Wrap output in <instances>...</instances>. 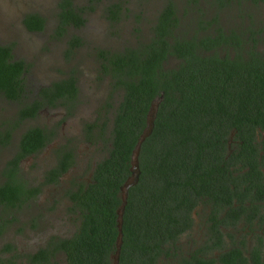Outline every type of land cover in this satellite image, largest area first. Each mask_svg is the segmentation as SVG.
<instances>
[{
    "label": "trees",
    "instance_id": "1",
    "mask_svg": "<svg viewBox=\"0 0 264 264\" xmlns=\"http://www.w3.org/2000/svg\"><path fill=\"white\" fill-rule=\"evenodd\" d=\"M211 1L223 7L241 0ZM59 8V32L68 25L79 28L84 24L72 0H61ZM107 12L115 22L119 4H111ZM23 24L29 31H40L44 20L28 14ZM178 25L175 8L169 2L159 13L148 43L139 42L117 52H98L102 72L122 90L111 124L110 146L96 162L86 187L69 191L70 200L80 211L76 231L52 242L50 249H40L34 262L40 264L48 259L49 251L61 250L65 264H111L120 187L131 175V153L145 128L150 104L161 93L152 132L140 147L138 182L128 189L118 264H155L167 255L188 226L192 208L203 197L216 193V186L220 188L231 130L244 134L257 126L264 129V56L256 50L264 37L251 34L248 42L252 44L246 42L244 48L231 34L234 41L230 51L227 37L220 30L213 39L211 35L179 37L174 34ZM222 42L225 48L218 51ZM78 43L75 37L70 45ZM172 58L178 60L173 66L167 64ZM24 72V61L13 59L11 47L0 44V97L21 100L25 94ZM75 82L69 77L42 88L39 98L20 107L18 118L34 117L42 106L73 100L78 91ZM6 133L1 139L4 143L9 138ZM46 139L40 128H29L21 135L17 154L7 164L9 177L0 185L1 202L16 201L18 205L25 196L37 192L11 176L19 158L36 151ZM240 139L251 151L250 139ZM261 150L264 160V146ZM71 160V153H66L64 162L52 172H59L60 166L65 170Z\"/></svg>",
    "mask_w": 264,
    "mask_h": 264
},
{
    "label": "rangeland",
    "instance_id": "2",
    "mask_svg": "<svg viewBox=\"0 0 264 264\" xmlns=\"http://www.w3.org/2000/svg\"><path fill=\"white\" fill-rule=\"evenodd\" d=\"M60 1L0 0V44L9 45L13 59L22 60L25 63L23 74L25 95L21 101L15 103L0 97V135L11 131L8 144L0 145V172L6 161L13 156L16 141L25 130L31 127L54 130L50 143L53 141L59 145L72 143V148L79 150L77 162H79V156L91 152L93 143L87 144L86 141L83 142L84 140L75 139V134L90 119L93 107L96 111L102 102L109 99L106 97L109 96L108 84H106L108 79L100 72V59L97 54L100 50L117 52L120 51L121 46L137 45L140 41H146L151 33L156 8L166 2V0H97L94 2L72 0L73 8L79 10L84 17V24L79 28L68 25L64 31L59 32ZM171 1L175 5L179 19L176 33L185 36H188L192 32L191 29L195 28L192 23L196 17H200L198 13L214 11L211 8L212 5L209 6L211 0ZM113 3H118L121 9L123 8L116 22L111 21L106 12ZM231 12L249 14L259 12L262 17L264 3L254 5L246 1L244 4L232 2L225 11L221 12V15L225 14L228 17ZM28 14H37L43 18L42 30L26 29L23 19ZM75 37L79 38V43L71 47L70 42ZM262 46L264 47V44ZM167 64L172 66L175 61H168ZM69 77H74L79 87V101L73 111L66 112L61 104H55L42 106L32 120L18 118L20 106L35 99L39 88ZM94 97L97 103L92 104L91 98ZM117 99L119 100V93ZM12 132H14L13 135ZM97 149L99 155L95 160L106 154V148L98 147ZM45 153V149H40L33 156L19 159L17 174L23 183L29 186L37 185L43 170L52 160L51 153ZM87 171L88 167L84 169L82 175H86ZM70 182L71 179H64L62 183H56L52 187L41 186L37 196L33 197L31 204L33 207H20L17 212L5 211L6 215L12 214V221L0 235V251L3 245L9 242L13 247H17V257H21L24 252H28L43 240L47 233L63 234L66 237L69 233H66V229L77 224V219L69 221L68 211L64 207L66 196L63 191L66 189L65 185Z\"/></svg>",
    "mask_w": 264,
    "mask_h": 264
},
{
    "label": "flooded vegetation",
    "instance_id": "3",
    "mask_svg": "<svg viewBox=\"0 0 264 264\" xmlns=\"http://www.w3.org/2000/svg\"><path fill=\"white\" fill-rule=\"evenodd\" d=\"M244 1L245 0H241L240 3L244 4ZM169 2L173 3L171 0H166L164 5H160L157 8L155 7L156 15L153 26L157 21L159 13ZM246 2L253 4L250 1ZM257 3V5H259L261 2L257 1ZM211 5L209 3V6L213 8L214 11L198 13L200 17L194 19L192 24L195 25V28L191 29L192 32L188 36L176 33L177 28L174 29L175 36L189 37L195 35L199 38L201 36L211 35L213 39L214 35L220 30L224 36L227 37L226 47L230 51L232 50L230 43L234 41V38L231 39V34H235L238 37L239 45L244 48L246 47V42L249 43V45L252 44L251 41L248 42V36L251 34L264 37V13L261 17L259 12L253 14L231 12V14L226 17L225 14L222 16L221 12H223V10L225 11L228 6L218 7L216 4ZM173 6L175 8L174 3ZM119 8L120 16L123 8L121 9L120 5ZM175 13H177L176 8ZM119 16L116 21L119 20ZM153 26L148 39L140 42L148 43L150 41V38L153 36ZM200 26H206V28H201ZM222 44L224 43L222 42L221 45L217 47L218 51H222V49L225 48ZM263 44L264 40L259 41L256 47V50L261 56H264ZM128 46L135 45L121 46L120 51ZM99 59L100 72L108 79L106 84H108L109 96L106 97L109 99L102 102L96 111L93 107V112L91 110L93 114H90V119L85 122L83 128L75 134V139L78 138L79 140H84L83 142L86 141L85 143L87 144L93 143L94 146L91 148V152H87L84 156H79V162H77L79 150H77V152L73 149L71 146L72 143H62L60 145L54 141L50 143L49 140L54 134V130H46L41 127H31L42 129L47 135V139L40 148L34 152L26 154L25 156H33L40 149H45V154L49 152L51 153L52 160H50L49 166L43 170L42 177L39 178L38 183L35 186H29L25 184V182L23 183L21 179L18 178L17 170L14 171L11 166V170L14 172L11 177L16 182L18 179V181L23 183L27 188L37 189V192L25 196L24 200L18 205L16 201L14 204L0 201L1 235L2 232H4V229L7 228V224L12 221V214L6 215L4 214L5 211L12 210L17 212V209H20V207H33V205H31L33 197L37 196L41 186L52 187L56 183H62V180L64 179H71V182L65 185L66 189L63 191L66 196L64 207H66V210L68 211V216L70 217L69 221L77 219V224L66 229V233L69 232L66 237L63 236V234L54 235L52 232L49 234L47 233V236L43 240L34 245V247L28 250V252H24L21 256L22 258L17 257V247H13L11 245L12 243L6 242L0 251V264H38L37 262H34L36 261L34 257L40 249H50V244L52 242L57 239L70 237L77 229L80 222V211L70 200L69 191H76L81 185L86 187L90 182L94 166L96 162L101 159L99 158L98 160H95L97 155H99V153H97L99 150H96V148H106L107 154V149L110 146L109 137L113 115L115 114V109L122 95V90L113 86L111 77L102 72V60L100 57ZM173 60L175 61V64L178 63V60L174 58L168 61ZM75 84L78 89L76 97L73 100H67L66 103L62 105L66 112L73 111L79 101V87L77 81ZM44 87L39 88L38 93ZM38 93L35 99L39 98ZM118 93L119 100L117 99ZM157 98L158 97L155 99ZM91 101L92 104H94L97 100L94 97L91 98ZM13 102L17 103V100ZM56 104H59V102ZM40 109H38L37 113ZM35 117L36 116L26 117L21 120H32ZM6 132L9 133V141L11 138V131ZM6 132L0 135L1 146L8 144V141L6 143L1 141L2 137L7 134ZM13 134L14 132H12V135ZM62 135L65 136L64 133H62ZM241 137H247L250 139L253 147L251 151L250 147L243 146V141L240 139ZM20 138L16 141L13 156L6 161L4 168L0 172V185H2L9 177L7 164L14 158V156H16ZM226 143L227 154L224 157V175L222 174V179L219 181V184L221 185L220 188H217L216 186L214 189L216 190V193L211 194L212 196L203 197L202 201L192 208L190 211V221L188 222V226H186V228L178 235L174 244L170 246L168 254L161 256L155 264H263L264 160L261 158V155L263 154L261 148L264 146V129L257 126L254 131L246 132L244 134H239L236 130H231ZM93 149L94 154L92 155ZM68 152L72 155L70 164L65 170H62L63 168L60 166V171H54L53 173V169L57 170L58 166L64 162L63 158ZM86 167H88V171L86 175H82ZM38 220L40 222V218H38ZM59 255L61 257H59ZM40 264H65V253L61 250L55 252L49 251L48 259Z\"/></svg>",
    "mask_w": 264,
    "mask_h": 264
},
{
    "label": "water",
    "instance_id": "4",
    "mask_svg": "<svg viewBox=\"0 0 264 264\" xmlns=\"http://www.w3.org/2000/svg\"><path fill=\"white\" fill-rule=\"evenodd\" d=\"M163 98V93L159 95V97L153 100L150 104L149 110L146 115V125L143 129L142 133L140 134L139 138L136 141V144L131 153V160H130V172L131 175L129 178L123 183L120 187V199L121 203L116 210V228H117V235L115 239V251L111 255V264H118L119 263V254L120 248L122 244V223H123V214L125 210V206L127 203V194L128 189L131 186H134L138 182L139 178V167H138V155L140 151V147L142 142L148 137L153 129L154 119L156 117V111L158 108L159 102Z\"/></svg>",
    "mask_w": 264,
    "mask_h": 264
},
{
    "label": "bare ground",
    "instance_id": "5",
    "mask_svg": "<svg viewBox=\"0 0 264 264\" xmlns=\"http://www.w3.org/2000/svg\"><path fill=\"white\" fill-rule=\"evenodd\" d=\"M123 241V240H122ZM121 252V251H120Z\"/></svg>",
    "mask_w": 264,
    "mask_h": 264
}]
</instances>
